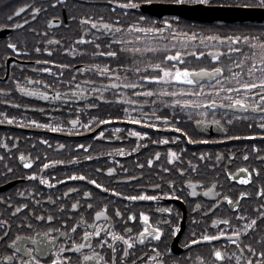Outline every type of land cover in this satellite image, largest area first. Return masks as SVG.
I'll return each instance as SVG.
<instances>
[{"label":"snow or ice","instance_id":"1","mask_svg":"<svg viewBox=\"0 0 264 264\" xmlns=\"http://www.w3.org/2000/svg\"><path fill=\"white\" fill-rule=\"evenodd\" d=\"M115 7V13L121 9V15L127 10L137 9L140 0H108ZM149 2V0H144ZM176 4H195L212 6L221 0H174ZM63 4V0H54L51 7ZM239 7L264 10V0H240ZM46 9L24 4L7 17L12 21L14 16L29 11L30 19L35 20L40 12ZM72 19H76L72 17ZM146 21L139 16L137 20L122 23L117 16L114 20L104 16L84 15L78 19L80 33L67 47L61 40L48 39V45H60L61 50L73 58L89 55L90 63H81L74 67L72 63H58L49 59H36L32 70L53 76L54 82L25 77L26 84L15 81L16 90L27 97L44 101H55L53 111H73V102L87 100L83 109L75 107L77 113L67 121L68 134H79L77 126L86 131H93L103 124L114 120L141 128L156 129L180 133L186 143H215V140L193 138L179 122L183 116L194 121L197 128L215 126L227 132L225 125L236 120L250 121L260 129L250 135L241 137L225 135V140H256L262 143L251 144L250 151L242 154L244 161L252 155L264 163V35L245 32H234L221 35L217 32L185 31L179 27V17L164 20L161 25L155 21ZM29 23V20H24ZM61 22L53 17L47 21L49 28L59 27ZM15 23L11 27L20 28ZM35 31V29H30ZM47 36V32L43 33ZM80 45H90L91 49ZM11 52L8 55L21 54L28 56L26 49L17 47L16 43L6 45ZM36 53L46 52L52 56L50 47H34ZM106 58V59H104ZM193 61H196L193 64ZM55 65L60 70L69 69L67 80L62 79L63 71L53 72ZM22 67V66H21ZM80 77L78 79L77 77ZM60 85L65 89L60 90ZM0 89V93H4ZM111 93V98L104 93ZM96 101L122 105L123 116L101 118L96 115L82 120L80 113L84 109L97 108ZM19 107V105H15ZM44 111L43 108L40 109ZM135 113V115H134ZM50 115V114H49ZM0 124H13L15 117L0 113ZM20 127L45 128L52 132L65 131L62 123H39L29 120ZM113 133L126 131L127 137H135V146L131 149L115 148L105 153L109 157L127 156L137 152L141 147L152 144L168 145L177 143L181 136H160L151 139L146 131L134 128H114ZM96 138L120 140L123 137H105V130L97 133ZM18 139V138H17ZM42 143L51 147L47 140ZM5 150L0 155V162L11 158L12 149L18 145L0 141ZM64 149V144H58ZM91 145L77 144L76 148L84 151V159L92 160L88 152ZM185 148L164 150V161L161 152L155 151L145 163H137L139 169L155 164L159 169L157 176L162 183L150 182L138 187L152 191H138L125 194L109 185L102 184L96 178L79 172L66 173L62 179L56 178L45 170L57 165L79 163V157L67 161L48 160L36 166V170L25 174L23 179L34 182L29 188L16 190L14 193L0 196V264H264V181L253 184V177H260V169L249 166H238L234 170L226 165L231 163L235 154H213L201 152L193 158H185ZM99 159V155L95 157ZM17 159L25 169H33L37 156L18 152ZM113 164L123 168L120 161L113 159ZM6 173L13 172L7 163ZM219 169V170H218ZM105 171L109 177L119 182L139 181L140 175L119 177L115 167L97 168L96 172ZM220 171L225 179L236 181L240 185L253 184V190L244 189L235 194L224 190L218 177ZM160 173L170 174L167 178ZM211 173L213 179L207 182L203 178ZM66 181H81L84 185H57ZM177 181L181 187H177ZM87 185L94 186L102 193H110L120 201L131 202L121 207L116 201L98 197ZM43 186V187H41ZM164 186L167 190H164ZM56 189L55 192L52 190ZM185 192L193 198L207 197L210 203L205 205L195 202L193 211L198 212L199 219L191 218L193 228L181 232V215L177 210L175 220L172 207H156L157 213L166 217L153 219L151 211H135V202H159L163 199L184 201ZM245 201L246 204H242ZM254 201V204L252 203ZM226 205L228 213L218 215V210ZM111 206V207H110ZM146 207L151 209V204ZM183 235L176 243L182 254L177 257L168 243L173 238Z\"/></svg>","mask_w":264,"mask_h":264},{"label":"flooded vegetation","instance_id":"2","mask_svg":"<svg viewBox=\"0 0 264 264\" xmlns=\"http://www.w3.org/2000/svg\"><path fill=\"white\" fill-rule=\"evenodd\" d=\"M54 0H0V89H4V93H0V113L11 117H15L16 122L13 124H0V141L8 142L10 145L16 143L17 148L12 149L11 158L6 157L5 161L0 162V196H5L14 193L16 190H24L29 188L34 182L23 179L24 175L30 171L36 170V166L44 162L45 156L48 160H68L71 157H79V163L57 165L45 170L48 173H52L56 178L62 179L66 173L79 172L90 175L96 178L99 182L105 185H109L116 188L125 194H135L138 191L146 190L152 191L149 188L138 187V185H147L150 182H159L163 184V181L159 179L157 173L159 169L154 164L151 169L145 166L144 169H139L137 163H145L146 159L155 151L161 152V162L164 161V150L168 147L173 149L185 148L187 151L184 153L185 158H193V154L198 156L201 152H208L213 154H223L225 157L232 153L235 154V159L229 163L227 159L222 162L221 167L227 166L231 169H235L238 166H249V168L260 169V177H253V184L259 185L261 181H264V163L255 159L252 155L249 156L248 161H244L241 157L245 151H250L251 144H260L261 140H225V135L234 136H247L254 132H259L253 124L252 128L248 127L250 121L236 120L231 125H225L227 132L222 129H218L215 126L197 128L194 121L187 120L183 116L179 122V127L188 132L190 136L197 139H208L210 141L215 140V143H186L184 137L180 133H174L171 131H158L156 129L141 128L139 125H130L124 122L113 121L111 124H103L96 127L93 131H86L77 126L79 134H68L67 121L77 113L74 111L75 107L79 106L83 109V105L87 103V100H80L73 102V111H53L54 105L58 102L44 101L39 98L27 97L21 94L15 87V81L19 80L22 84H26L25 77H31L33 79H42L49 83L54 82V77L45 73H38L33 71L34 67H42L44 65H35L36 59H49L58 63H72L74 67H80L81 63H90L91 58L89 55L77 56L75 58L66 55L60 45H48L45 43L48 39L61 40L62 46L67 47L80 33L78 25V19L84 15L98 16L102 15L105 19L114 20L117 16L122 23L132 22L137 20L139 16L146 17V21H155L157 25H161L164 20H172L174 17H179V27L185 31H203L205 33L217 32L221 35L230 34L234 32L252 33L255 35H264V10L262 9H245L239 7L240 0H221V3L213 4L212 6L195 5V4H176L174 0H149L144 2L140 0V6L137 9L127 10V15H121V9L117 8V11L113 13L111 11L114 4H110L108 0H63V4H57L56 7H51V3ZM24 4L34 5L46 9L42 10L35 20L30 19L29 11L21 13L19 16H14L12 21H8L7 17L11 15L16 9L22 7ZM56 17L61 22L59 27L49 28L47 21ZM75 17L76 19H72ZM29 20V23L25 24L24 20ZM19 23L23 26L20 28L11 27L12 24ZM30 29H35L32 31ZM47 32V36L43 33ZM16 43L18 48L26 49L29 53L28 56L21 54L8 55L11 52L7 49L6 45L9 43ZM50 47L52 49V56H48L46 52L36 53L34 47ZM82 48L91 49L90 45H80ZM106 59V58H104ZM196 61H193L195 64ZM22 66V67H21ZM53 67V72L63 71L64 76L62 79L67 80L70 75L69 69L60 70L55 65H49ZM80 79V77H77ZM60 90H64L65 86L60 85ZM105 96L111 98V93H104ZM99 106L93 109H84L80 113L82 120H87L89 114L96 115L101 118L123 116L122 105L118 103H103L96 101ZM15 105H19L16 107ZM44 111L41 112L40 109ZM50 114V115H49ZM135 115V113H134ZM3 117H0L2 119ZM29 120H36L39 123H62L65 127V131L52 132L45 128L37 127H20L21 123L27 125ZM129 129L134 128L137 131H146L150 134L151 139H157L160 136L173 137L181 136V140L177 143H170L168 145L152 144L150 141H141V143H147V147H141L139 151L132 152L127 156H114L109 157L105 155L107 152L113 151L115 148L123 147L125 149H131L135 146V137L128 138L126 131L120 133H113L114 128ZM101 130H105V137L119 136L123 139L117 140L115 138L111 140L96 138L97 133ZM18 138V139H17ZM43 140H47L48 145L42 143ZM64 144V149H58V144ZM77 144L91 145L88 152L93 155L94 159L85 160L84 151L77 149ZM18 152H24L26 155L31 154L33 158L39 156V160H35L33 169H25L17 159ZM5 150L0 147V155H3ZM99 155V159L95 157ZM118 160L123 165V168L128 169L125 173L119 165L113 164L112 160ZM5 163L9 167L13 168V172L6 173L4 167ZM107 167H115L117 169V175L123 177L125 175H140L143 173V178L139 181L131 182H119L115 177H109L105 171L96 172L97 168L106 169ZM219 170V169H218ZM165 178L170 174L160 173ZM203 178L206 180L213 179L211 173H207ZM221 184L224 186V190L229 194L238 193L241 190L248 189L253 190V184L240 185L236 181H228L225 179L223 172L220 171L218 177ZM84 185L81 181H66V184L57 185V188L63 189L66 186ZM43 187V186H41ZM98 197H103L105 201L111 199L116 201L117 206L123 210L125 203L131 202L120 201L119 198L112 197L110 193H102L99 189H95L94 186L87 185ZM177 187H181L179 181H177ZM164 190L167 187L164 186ZM53 192L56 189L52 190ZM178 195L185 197L184 201L163 199L157 202H135V211L141 209L145 211H151L153 219L166 217L167 214L157 213L156 207H172L173 219L175 220V212L178 210L181 219L180 226L181 232L186 234L191 231L193 225L191 224V218L196 217L199 219L198 212H194L193 208L195 202L199 201L205 205L211 201L207 197L193 198L187 195V191H177ZM242 204H246L245 201H241ZM254 204V201L252 202ZM147 204H151V209L146 207ZM111 207V206H110ZM0 210H3L0 208ZM228 213L227 206L224 205L218 210V215H226ZM183 235L173 238L168 243L173 248L174 254L179 257L183 249L176 243L178 239H183ZM2 251V248H0Z\"/></svg>","mask_w":264,"mask_h":264}]
</instances>
